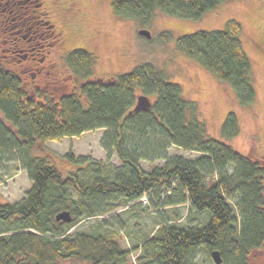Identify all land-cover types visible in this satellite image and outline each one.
Wrapping results in <instances>:
<instances>
[{
  "label": "trees",
  "instance_id": "16d2710c",
  "mask_svg": "<svg viewBox=\"0 0 264 264\" xmlns=\"http://www.w3.org/2000/svg\"><path fill=\"white\" fill-rule=\"evenodd\" d=\"M224 1L110 0V5L115 14L147 24L155 10L197 18ZM15 27H22L25 37L10 35ZM241 31V24L229 18L222 29L179 35L175 46L227 82L238 103L247 105L255 87ZM58 39L42 0H0V45L9 46L15 64L32 51V57L21 60L23 68L16 64V69L7 67L4 60L10 58L0 55V169L14 162L31 180L19 200L0 201V264H128L129 248L117 240L119 227L104 215L135 203H186L189 211L206 216L203 223L175 224L159 215L155 233L140 246L132 245L142 251L134 258L137 264H194L200 245L210 254L218 250L221 262L215 264H249L251 254L264 245V155L242 154L211 136L197 102L148 61L104 80L95 75V55L77 47L65 54L72 76L68 90L48 91L36 84L28 90L23 76L40 65ZM53 83L62 85L56 79ZM139 93L151 104L133 110ZM96 127L104 128L99 143L106 156L114 151L119 164L71 150L58 154L45 145L47 139ZM238 129L235 113L228 111L221 135L229 138ZM171 144L200 154L168 155ZM140 160L151 164L150 169H143ZM143 193L149 204L138 200ZM62 209L70 211L69 221L56 220ZM94 215L101 217L69 230Z\"/></svg>",
  "mask_w": 264,
  "mask_h": 264
},
{
  "label": "rangeland",
  "instance_id": "374dc122",
  "mask_svg": "<svg viewBox=\"0 0 264 264\" xmlns=\"http://www.w3.org/2000/svg\"><path fill=\"white\" fill-rule=\"evenodd\" d=\"M42 4L59 39L46 52L40 65L23 76L28 90L34 84L59 93L68 90L72 76L65 62V54L77 47H84L95 55V75L104 80L128 71L140 62L148 61L156 68L164 69L167 79L178 83L183 94L197 102L199 118L211 136L242 154L264 155V0H226L204 11L197 18L173 16L155 10L147 24L115 14L110 0H42ZM229 18L241 24L242 45L251 60L255 97L247 105L238 103L227 82L217 79L196 59L185 55L175 46L179 35L198 29H222ZM140 28L147 29L149 36L139 33ZM1 53L0 45V55ZM21 58L22 56L16 64H21L18 67L23 68L25 62H21L24 60ZM11 59L4 60V64L16 69V64ZM38 67L41 71H37ZM55 79L62 85L54 84ZM228 111L235 113L239 129L236 135L226 138L221 135L220 128ZM103 131V127H96L76 136L64 135L59 139H47L45 145L58 154L71 150L74 155L84 154L119 164L114 151L107 157L100 146ZM167 152L168 155L177 154L187 158L200 154L199 151L174 144L168 147ZM139 162L143 169H150L151 164L144 160ZM155 162L160 164L162 160ZM74 166L76 165L73 164L72 167ZM0 175L4 177L0 180V201L3 202L13 203L19 200L31 185L25 170L16 167L14 162H7L0 169ZM159 215L175 224L203 223L206 219L201 212L189 211L186 203L167 207H145L135 203L114 208L110 215L104 216L119 227L117 240L122 247L129 248L128 264H137L134 258L142 251L139 247L133 249L132 245L140 246L145 236L155 233ZM100 217L101 215H94L82 218L69 230L80 229ZM55 264L89 263L59 260ZM194 264L215 262L210 252L200 245L194 250ZM249 264H264V245L261 250L251 254Z\"/></svg>",
  "mask_w": 264,
  "mask_h": 264
},
{
  "label": "water",
  "instance_id": "95a60500",
  "mask_svg": "<svg viewBox=\"0 0 264 264\" xmlns=\"http://www.w3.org/2000/svg\"><path fill=\"white\" fill-rule=\"evenodd\" d=\"M138 32L145 36H149V31L145 28H140ZM150 104H151L150 98L144 93H139L136 96V100L132 109L133 110L146 109L150 106ZM55 218L56 220L69 221L71 219L70 211L68 209H62L55 214ZM211 255L215 263L221 262V256L219 255L218 250L213 249L211 251Z\"/></svg>",
  "mask_w": 264,
  "mask_h": 264
},
{
  "label": "flooded vegetation",
  "instance_id": "af4514ba",
  "mask_svg": "<svg viewBox=\"0 0 264 264\" xmlns=\"http://www.w3.org/2000/svg\"><path fill=\"white\" fill-rule=\"evenodd\" d=\"M15 26V25H14ZM16 29H14L13 31L14 32H11V31H9V34L11 35L12 33H18L21 37H25V32L23 31V28L22 27H15ZM5 40V39H4ZM31 53H32V51H27V52H24L23 54H22V58H28V56H30V57H32L31 56ZM15 54H20V53H15ZM1 55L3 56V57H9V58H11V49L9 48V46L8 45H6V46H4V47H2V53H1ZM44 58H45V56H44ZM44 59H40V61L39 62H42ZM37 70H39V71H41L40 70V67H38L37 68Z\"/></svg>",
  "mask_w": 264,
  "mask_h": 264
},
{
  "label": "built area",
  "instance_id": "2783aa9c",
  "mask_svg": "<svg viewBox=\"0 0 264 264\" xmlns=\"http://www.w3.org/2000/svg\"><path fill=\"white\" fill-rule=\"evenodd\" d=\"M169 190H167V192H168ZM138 200L141 202V203H143V204H149L150 202H149V198H148V196H147V194L146 193H143L139 198H138Z\"/></svg>",
  "mask_w": 264,
  "mask_h": 264
}]
</instances>
